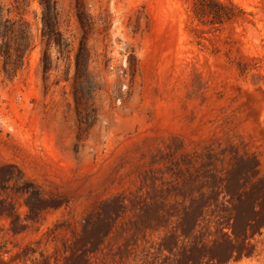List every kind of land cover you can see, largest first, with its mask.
Here are the masks:
<instances>
[{
  "label": "rangeland",
  "instance_id": "obj_1",
  "mask_svg": "<svg viewBox=\"0 0 264 264\" xmlns=\"http://www.w3.org/2000/svg\"><path fill=\"white\" fill-rule=\"evenodd\" d=\"M52 1L44 73L38 0H0L31 48L0 58V264H264V0Z\"/></svg>",
  "mask_w": 264,
  "mask_h": 264
},
{
  "label": "trees",
  "instance_id": "obj_2",
  "mask_svg": "<svg viewBox=\"0 0 264 264\" xmlns=\"http://www.w3.org/2000/svg\"><path fill=\"white\" fill-rule=\"evenodd\" d=\"M42 8V38L45 40L46 49L44 51L42 61L44 63L43 71L47 73L50 69L48 56V48L54 44L58 48L62 47L61 34L57 30V12L55 2L52 0H38ZM221 5L215 0H197L196 8H194L195 16H200L204 13V7ZM29 37L26 31L20 28V25L15 21L5 19L3 9L0 4V58L2 60V68L6 75L13 76L17 70L21 68L26 54L30 51ZM83 47H80L75 55L74 60V98L77 101V92L80 91L81 82H85L84 73V56ZM78 87V88H77Z\"/></svg>",
  "mask_w": 264,
  "mask_h": 264
}]
</instances>
